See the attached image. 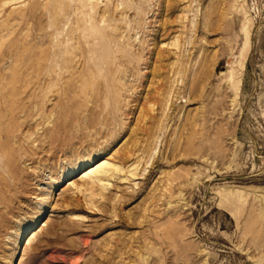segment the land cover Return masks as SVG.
<instances>
[{
  "label": "rangeland",
  "instance_id": "obj_1",
  "mask_svg": "<svg viewBox=\"0 0 264 264\" xmlns=\"http://www.w3.org/2000/svg\"><path fill=\"white\" fill-rule=\"evenodd\" d=\"M263 260L264 0H0V264Z\"/></svg>",
  "mask_w": 264,
  "mask_h": 264
},
{
  "label": "bare ground",
  "instance_id": "obj_2",
  "mask_svg": "<svg viewBox=\"0 0 264 264\" xmlns=\"http://www.w3.org/2000/svg\"><path fill=\"white\" fill-rule=\"evenodd\" d=\"M10 164V163H9ZM9 166V165H8ZM105 167L106 166H103V167H101V168H99L97 171H95L94 173L96 174V173H99L100 172V170H102L103 172H104V169H105ZM107 168V167H106ZM107 171V170H106ZM106 173V172H105ZM87 176V175H86ZM89 176V175H88ZM85 177V176H84ZM86 179V178H85ZM88 185H90L89 183H88ZM61 186V183H59V185H58V188ZM94 194V193H93ZM36 235H37V233H35L30 239H29V241H28V244H27V246H29L30 244H31V242H32V240H33V238L34 237H36ZM246 249V248H245ZM256 249H259L258 247H256ZM242 250V249H241ZM246 252H247V249H246ZM246 255V254H245ZM261 261V260H260ZM262 264H264V260L262 261Z\"/></svg>",
  "mask_w": 264,
  "mask_h": 264
}]
</instances>
